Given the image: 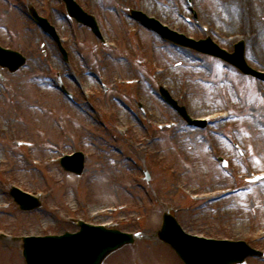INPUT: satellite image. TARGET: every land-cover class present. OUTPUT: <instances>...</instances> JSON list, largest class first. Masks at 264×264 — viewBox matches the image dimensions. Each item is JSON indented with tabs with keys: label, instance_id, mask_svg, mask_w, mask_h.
Here are the masks:
<instances>
[{
	"label": "rangeland",
	"instance_id": "374dc122",
	"mask_svg": "<svg viewBox=\"0 0 264 264\" xmlns=\"http://www.w3.org/2000/svg\"><path fill=\"white\" fill-rule=\"evenodd\" d=\"M77 1L96 14L105 42L70 17L63 0H0V44L28 58L0 76V232L13 236L0 239V264H26L22 236L74 232L79 219L151 236L105 264L173 258L155 237L166 210L191 233L264 251V179L246 181L264 171V82L168 44L130 15L142 9L230 49L243 37L248 62L264 69V0ZM28 2L56 25L69 61L30 18ZM58 74L75 102L60 91ZM160 85L208 124L186 125L158 95ZM74 150L86 154L81 175L60 164ZM14 185L42 205L21 210ZM243 264H264V256Z\"/></svg>",
	"mask_w": 264,
	"mask_h": 264
},
{
	"label": "water",
	"instance_id": "95a60500",
	"mask_svg": "<svg viewBox=\"0 0 264 264\" xmlns=\"http://www.w3.org/2000/svg\"><path fill=\"white\" fill-rule=\"evenodd\" d=\"M69 14L80 22L89 25L97 35L101 36L99 25L95 17L75 1L65 0ZM30 12L33 18L53 37L59 40V35L47 18L40 16L34 6ZM134 15L143 20L146 25L159 30L166 37L177 43L195 48L199 51L219 56L247 74L264 78V73L253 69L245 59V42L236 44L234 52L230 53L221 49L211 38L199 41L189 39L185 35L165 29L154 19L148 18L140 11H133ZM67 58V52L63 50ZM26 57L18 51L0 46V65L8 67L15 72L26 63ZM162 95L181 115L191 119L185 106H180L169 91L161 87ZM205 123V122H200ZM85 157L82 152L65 156L62 160L68 170L82 173ZM227 164L226 161H224ZM12 194L24 209H31L40 205L37 200L30 201L27 196L13 190ZM81 231L67 232L61 236L31 237L25 239L24 254L28 264H102L103 260L113 251L132 243L134 234L122 232L117 229H108L105 226H94L80 221ZM158 236L169 243L186 262V264H235L242 262L249 255H262V252L252 248L245 241H229L205 239L186 233L177 219L169 212L164 214L163 225L158 231Z\"/></svg>",
	"mask_w": 264,
	"mask_h": 264
},
{
	"label": "flooded vegetation",
	"instance_id": "af4514ba",
	"mask_svg": "<svg viewBox=\"0 0 264 264\" xmlns=\"http://www.w3.org/2000/svg\"><path fill=\"white\" fill-rule=\"evenodd\" d=\"M145 260H147L148 264H183V262L176 256L173 258L165 259L162 257H143ZM141 264H144L141 261Z\"/></svg>",
	"mask_w": 264,
	"mask_h": 264
}]
</instances>
